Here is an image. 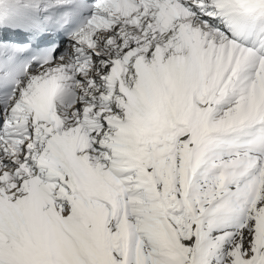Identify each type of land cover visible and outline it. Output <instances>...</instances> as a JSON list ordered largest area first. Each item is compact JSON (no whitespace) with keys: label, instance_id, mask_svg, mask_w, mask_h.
Segmentation results:
<instances>
[{"label":"snow or ice","instance_id":"1","mask_svg":"<svg viewBox=\"0 0 264 264\" xmlns=\"http://www.w3.org/2000/svg\"><path fill=\"white\" fill-rule=\"evenodd\" d=\"M0 264H264V0H0Z\"/></svg>","mask_w":264,"mask_h":264}]
</instances>
